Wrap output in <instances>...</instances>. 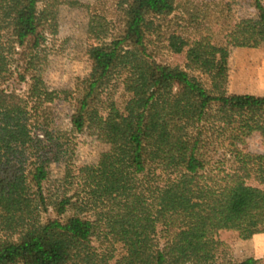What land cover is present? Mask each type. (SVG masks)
Segmentation results:
<instances>
[{"label": "trees", "instance_id": "16d2710c", "mask_svg": "<svg viewBox=\"0 0 264 264\" xmlns=\"http://www.w3.org/2000/svg\"><path fill=\"white\" fill-rule=\"evenodd\" d=\"M250 1L256 18L237 20L113 0L114 23L103 17L86 51L89 75L56 91L36 65L60 2L0 0V264H216L221 231L264 233V155L246 146L264 141V96L227 91L229 47L264 44V0ZM57 100L75 104L76 132L98 127L108 147L79 168L73 194L45 188L53 134H66L48 129Z\"/></svg>", "mask_w": 264, "mask_h": 264}, {"label": "rangeland", "instance_id": "374dc122", "mask_svg": "<svg viewBox=\"0 0 264 264\" xmlns=\"http://www.w3.org/2000/svg\"><path fill=\"white\" fill-rule=\"evenodd\" d=\"M58 29L56 35H49L40 49L36 65V75L44 80L50 90H71L78 80L86 78L91 71V62L86 54L88 47L96 43L93 31L104 17L109 23L114 18L110 10L113 0H58ZM175 15L189 17L187 10L207 9L219 13L223 11L229 19L256 18L257 12L250 0H175ZM47 0H40L42 7ZM170 58L169 53H164ZM206 81V78H203ZM227 91L229 94H252L264 96V44L258 48L229 47ZM23 96L25 86L19 88ZM119 89L116 98L123 102L125 96ZM48 129L66 132L57 134L50 144L51 172L45 188L49 191L67 190L70 194L82 189L84 177L79 168L96 164L100 155L108 147L100 140L98 127H87L78 133L71 118L76 113L72 101L57 100L49 105ZM29 112V108H28ZM19 129L29 130L26 113H20ZM19 120V121H20ZM18 127V126H17ZM18 129V130H19ZM250 152L264 155V141L255 133L246 140ZM220 152L216 157L219 156ZM97 246L99 244H96ZM264 259V233L249 240H242L233 231H221L216 236V264L241 261L246 258Z\"/></svg>", "mask_w": 264, "mask_h": 264}]
</instances>
